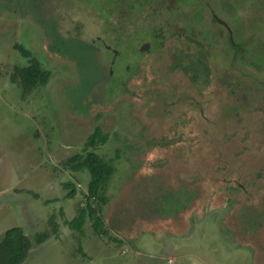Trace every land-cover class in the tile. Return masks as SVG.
Segmentation results:
<instances>
[{
    "label": "rangeland",
    "instance_id": "rangeland-1",
    "mask_svg": "<svg viewBox=\"0 0 264 264\" xmlns=\"http://www.w3.org/2000/svg\"><path fill=\"white\" fill-rule=\"evenodd\" d=\"M250 2L212 1L223 34L235 24L249 34L242 20L251 39L262 29ZM99 14L88 0H0V236L23 228L21 264H264V69L219 46L192 82L170 68L183 39L115 46ZM14 42L51 71L25 95L10 79L28 63ZM96 125L108 139L94 150L114 165L106 233L87 215L67 222L86 204L89 173L66 159Z\"/></svg>",
    "mask_w": 264,
    "mask_h": 264
},
{
    "label": "trees",
    "instance_id": "trees-1",
    "mask_svg": "<svg viewBox=\"0 0 264 264\" xmlns=\"http://www.w3.org/2000/svg\"><path fill=\"white\" fill-rule=\"evenodd\" d=\"M212 1L88 0V3L97 5L98 12H101L98 17L102 21L103 28L117 38L115 46L126 39H130L131 42L137 41V43L149 39L162 48L168 46L169 42H181L183 39L187 46L180 48L179 53L173 55L170 68L181 69L192 82H197L199 78L209 75L207 58L213 55L219 46L222 52H230L231 63L240 65L250 63L256 68L264 69V51L261 50L263 44L261 41H264V36L260 35V32L264 31V25L260 27L262 29L256 31L257 34L254 32L253 39H251L253 31L247 29L248 20L247 22L242 20L238 26L245 27L249 34L244 35L245 33L237 27V24L235 28H228V30L226 28V33L223 34L226 26L223 21L221 23L217 20V10ZM256 2L257 0H251L249 4L250 16L258 17L261 23L264 21V4L258 6V3L254 4ZM224 3L227 5L229 2ZM259 7L262 9L257 13ZM13 46L28 59L26 65H14L10 73V79L20 84L22 94L25 95L37 85L45 84L51 71L43 68L32 52L21 43L14 42ZM114 49L117 50V47ZM107 139L108 134L96 125L87 135L82 151L66 159L65 165L72 170L86 169L89 173L85 194L86 204L78 209L76 215L67 220L72 228H79L85 222L87 215L92 220L96 233H106L100 211L101 204L107 199L105 190L114 171V165L111 159H106L94 148ZM71 190L68 192L69 195L73 194L74 188ZM94 201L98 203L94 204ZM57 225L53 221V229L51 227L50 231L38 232L34 241L36 243L44 241L57 230ZM31 244L30 238L21 226L8 227L0 236V264H21Z\"/></svg>",
    "mask_w": 264,
    "mask_h": 264
},
{
    "label": "water",
    "instance_id": "water-1",
    "mask_svg": "<svg viewBox=\"0 0 264 264\" xmlns=\"http://www.w3.org/2000/svg\"><path fill=\"white\" fill-rule=\"evenodd\" d=\"M143 49H140V51H142Z\"/></svg>",
    "mask_w": 264,
    "mask_h": 264
},
{
    "label": "flooded vegetation",
    "instance_id": "flooded-vegetation-1",
    "mask_svg": "<svg viewBox=\"0 0 264 264\" xmlns=\"http://www.w3.org/2000/svg\"><path fill=\"white\" fill-rule=\"evenodd\" d=\"M143 51V50H142Z\"/></svg>",
    "mask_w": 264,
    "mask_h": 264
}]
</instances>
